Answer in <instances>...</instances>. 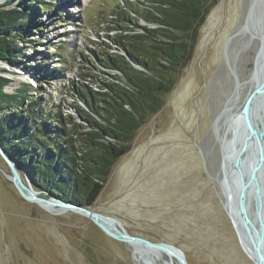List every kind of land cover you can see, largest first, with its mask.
I'll return each mask as SVG.
<instances>
[{
	"label": "rangeland",
	"instance_id": "rangeland-1",
	"mask_svg": "<svg viewBox=\"0 0 264 264\" xmlns=\"http://www.w3.org/2000/svg\"><path fill=\"white\" fill-rule=\"evenodd\" d=\"M6 1L0 0V5ZM64 1L72 0H54L49 11L28 17L32 29L37 26L40 31L29 34L30 43L22 45L28 55L38 51L36 62L26 64L39 63L46 73L59 70L61 78L40 85L23 64L1 65L0 74L12 80L7 92L24 84L35 88L26 105L43 98L47 108L59 105L80 123L71 84L98 90L94 83L101 78L87 75H102L97 56L111 44L107 35L116 34L107 33L105 26L125 4L89 0L64 5ZM22 3L30 6L29 0L14 5ZM250 7L248 30L237 34ZM263 25L264 0H217L197 33L192 60L176 75L162 110L137 133L132 149L115 164L90 208L118 218L132 235L181 248L189 264H254L222 204L226 199L219 183L220 140L230 138L226 119L254 86L261 43L254 34H260ZM230 102L232 109L226 111ZM0 165L6 167L1 158ZM169 260L156 252L140 255L130 244L108 237L88 217L51 214L26 202L0 172V264H171Z\"/></svg>",
	"mask_w": 264,
	"mask_h": 264
},
{
	"label": "trees",
	"instance_id": "trees-1",
	"mask_svg": "<svg viewBox=\"0 0 264 264\" xmlns=\"http://www.w3.org/2000/svg\"><path fill=\"white\" fill-rule=\"evenodd\" d=\"M16 1L0 5V61L13 67L23 64L40 85L61 78L59 70L46 73L39 63L26 64L36 62L38 51L28 55L22 47L30 43L29 34L40 31L32 29L28 17L49 11L54 0H29L30 6L21 7ZM124 4L105 26L107 33L116 34L107 35L111 44L97 56L102 75H87L101 78L91 81L98 90L71 84L80 123L59 105L47 108L46 99L26 105L35 88L24 84L7 92L12 80L0 74V145L28 171L35 189L84 207L96 203L115 164L162 110L176 75L192 60L197 33L217 0ZM113 48L118 51L111 53Z\"/></svg>",
	"mask_w": 264,
	"mask_h": 264
},
{
	"label": "water",
	"instance_id": "water-1",
	"mask_svg": "<svg viewBox=\"0 0 264 264\" xmlns=\"http://www.w3.org/2000/svg\"><path fill=\"white\" fill-rule=\"evenodd\" d=\"M258 1L255 0L256 3ZM260 28L261 33L258 34L262 43L255 64L256 84L241 107L225 122L230 138L220 142L223 179L219 181L226 199L222 202L223 207L254 264H264V31L263 27ZM1 65L9 66L0 61ZM0 158L6 166H0V172L26 202L36 204L51 214L72 212L88 217L108 237L130 244L134 249L136 246L140 255L157 250L175 257L177 264H189L185 252L175 245L132 235L116 217L35 189L28 171L1 145Z\"/></svg>",
	"mask_w": 264,
	"mask_h": 264
},
{
	"label": "bare ground",
	"instance_id": "bare-ground-1",
	"mask_svg": "<svg viewBox=\"0 0 264 264\" xmlns=\"http://www.w3.org/2000/svg\"><path fill=\"white\" fill-rule=\"evenodd\" d=\"M89 0H72L71 2H68V1H64V5H67V4H69V3H75V4H80V5H82V4H86L87 2H88ZM253 1H255V0H253ZM252 8L250 7L247 11H246V13H245V15H244V18H243V20H242V23L240 24V26L237 28V31H236V33L237 34H241V33H244L245 31H247L248 30V24H249V19L251 18V14H252ZM261 27H263V31H264V25L263 26H261ZM264 33V32H263ZM254 35H256V36H258V37H260L259 36V34H254ZM262 43V42H261ZM261 43H260V45H259V48H258V52H259V50H260V48H261ZM258 52H257V55H258ZM256 62H257V56H256V60H255V64H256ZM256 72V70H255V68H254V72H253V76H252V83H254V85L256 84V80H255V76H254V73ZM235 98V97H234ZM231 108V102H230V104H228L227 105V107L225 108V110L227 111L228 109H230ZM232 109V108H231ZM237 114V113H236ZM220 116L219 115H217L216 116V118L214 119L215 121H217L218 120V118H219ZM228 118L229 117H227V119H226V121H228ZM220 142H221V140H220ZM221 144V143H220ZM223 192V191H222ZM240 242V241H239ZM240 245H241V243H240ZM241 247H242V245H241ZM242 249H243V247H242ZM135 250H138V248L135 246ZM244 250V249H243ZM139 251V250H138ZM150 252H156V253H160V254H163V255H166L170 260V263L171 264H177V260L175 259V257H173L172 255H169V254H166V253H163V252H160V251H157V250H151ZM244 252L246 253V251L244 250ZM156 255H158V254H156ZM246 255L250 258V256L246 253ZM251 259V258H250ZM252 260V259H251Z\"/></svg>",
	"mask_w": 264,
	"mask_h": 264
}]
</instances>
